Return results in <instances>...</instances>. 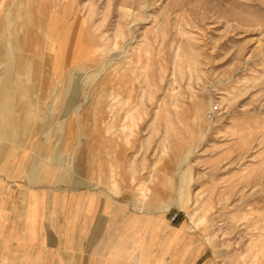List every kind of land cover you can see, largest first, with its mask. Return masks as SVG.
I'll return each instance as SVG.
<instances>
[{"label": "rangeland", "instance_id": "374dc122", "mask_svg": "<svg viewBox=\"0 0 264 264\" xmlns=\"http://www.w3.org/2000/svg\"><path fill=\"white\" fill-rule=\"evenodd\" d=\"M2 106L0 164L126 207L80 264H264V0H0Z\"/></svg>", "mask_w": 264, "mask_h": 264}, {"label": "crops", "instance_id": "0c3cea01", "mask_svg": "<svg viewBox=\"0 0 264 264\" xmlns=\"http://www.w3.org/2000/svg\"><path fill=\"white\" fill-rule=\"evenodd\" d=\"M37 174L32 166L0 164V264H80L82 237L96 227L97 213L126 207L112 201L106 210L111 200Z\"/></svg>", "mask_w": 264, "mask_h": 264}, {"label": "bare ground", "instance_id": "6f19581e", "mask_svg": "<svg viewBox=\"0 0 264 264\" xmlns=\"http://www.w3.org/2000/svg\"><path fill=\"white\" fill-rule=\"evenodd\" d=\"M77 44V43H76ZM83 44V43H82ZM82 46V45H81ZM83 47V46H82ZM99 48L100 47H96V49H95V52H97L98 50H99ZM88 50V49H87ZM131 113V112H130ZM140 116V112H139V110H134L133 112H132V120L134 121L137 117H139ZM128 118H129V116H128ZM142 119V118H141ZM109 132V131H108ZM165 150V149H164ZM163 153H164V151H163ZM114 164V163H113ZM111 175L112 176H114L116 173H117V167H116V165L114 164V165H112L111 166ZM113 178V177H112ZM112 181V180H111ZM112 184V190H114V191H118L117 189H118V184L117 183H111Z\"/></svg>", "mask_w": 264, "mask_h": 264}]
</instances>
